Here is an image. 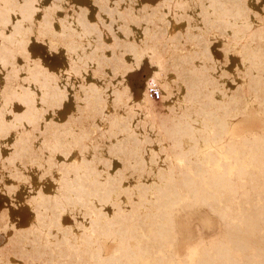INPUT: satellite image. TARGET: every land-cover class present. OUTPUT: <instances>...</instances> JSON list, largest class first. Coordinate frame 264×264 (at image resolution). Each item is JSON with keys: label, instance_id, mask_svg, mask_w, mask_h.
<instances>
[{"label": "bare ground", "instance_id": "6f19581e", "mask_svg": "<svg viewBox=\"0 0 264 264\" xmlns=\"http://www.w3.org/2000/svg\"><path fill=\"white\" fill-rule=\"evenodd\" d=\"M92 1L96 20L74 0H0V182L34 211L26 227L0 212V264H264V132L234 133L248 95L264 113L255 0ZM219 28L241 48L245 91L217 72L207 32ZM33 39L63 49L68 66L49 69ZM143 57L158 103L148 89L133 102L116 80ZM178 204L221 219L181 255Z\"/></svg>", "mask_w": 264, "mask_h": 264}, {"label": "rangeland", "instance_id": "374dc122", "mask_svg": "<svg viewBox=\"0 0 264 264\" xmlns=\"http://www.w3.org/2000/svg\"><path fill=\"white\" fill-rule=\"evenodd\" d=\"M74 1L79 3L85 8L89 7L90 17L96 20L97 11L93 5L92 0H74ZM143 1L145 4L151 6H154L159 2V0H143ZM259 2L260 0L259 1L255 0L252 6L257 7L256 9L260 11L261 14L260 23L264 25V12H262V10L260 9L262 8V5H264V0H261L260 3ZM199 11L201 10H198V12ZM203 11L209 13L214 12L212 8H207V9L204 8ZM203 17L204 16L202 15L201 17H199V19H203ZM179 30L181 29L178 28L177 30H175L174 33L178 32ZM220 30L221 28L216 30V32L214 33L207 32V35L209 37V40L207 41L209 52L218 62L217 72L226 71L231 76V79L226 80V83L229 86V88H234L235 85L234 82H237L236 84H241L245 91L247 90L245 86L246 78H244L241 74H237L236 76H234L235 66L237 64H240L243 60V57L241 55V48L233 47V45L230 43L231 41L229 40L230 37L228 38V36L223 35L220 32ZM249 33L251 34L252 31H250ZM28 47L30 51L33 53V56L41 59L42 62L46 66H48V68L51 69L52 71L59 73L63 67L65 68L66 66H68V60L65 56L63 49L52 48L46 42L39 39H33L29 43ZM19 61H23V58L19 57ZM129 66L130 67L125 71V73L121 75L119 79L116 80L122 82V85L126 87V91L128 94L132 96L133 102H140L142 100L143 91L148 89L146 82L149 76L152 75L153 73L154 65L150 63L147 57H143L139 65L135 66L133 64H130ZM160 98L161 95L158 99H153V100L156 103H158ZM246 103L247 106L245 109V113L239 116V118H237V122H236L237 127L234 130L235 136L238 135V137L240 136L241 133L244 134L243 131L264 132V113L260 111V107L258 103L255 100L249 99V95ZM14 107L16 110L23 109L22 104L18 102H16ZM74 107H75L74 95L70 94L68 100L65 101L63 106L58 109V115L60 119L62 121L66 120L68 115L74 109ZM245 128L246 131L244 130ZM121 169H122L121 165H118L117 169L115 170H121ZM127 178L134 179V176L128 175ZM50 186H52V184L47 185L48 188ZM11 194L8 191L7 186L1 185L0 182V212H2L7 208L8 221L11 220L12 223H14V225L16 224L15 226L17 227H26L31 223L32 218L34 216L33 215L34 211H32L33 209L30 206V204H28L29 202L27 201L26 202L25 201L20 202L17 200L13 201L12 197H15V195L13 194L11 195ZM109 209H111V207H109ZM175 212H176L174 219L176 220L175 229L178 232L176 234L177 237L174 241V245H175L174 250L180 255L181 253L184 254L187 246L195 243L200 238V236L208 237L210 235L215 234L219 230L221 225L220 217L217 214L209 211V209L203 205L199 207L195 206L192 208H186L178 204ZM62 220L64 225L72 224L74 221L71 214L68 212H63ZM2 231L4 233L7 232L6 229ZM103 244L105 246L104 251L107 254L111 253L114 250L115 243L111 239H104ZM5 246H10V245L6 244ZM18 264H28V263L25 261H20L18 262ZM35 264H41V263L37 262Z\"/></svg>", "mask_w": 264, "mask_h": 264}, {"label": "built area", "instance_id": "2783aa9c", "mask_svg": "<svg viewBox=\"0 0 264 264\" xmlns=\"http://www.w3.org/2000/svg\"><path fill=\"white\" fill-rule=\"evenodd\" d=\"M148 93L153 99H158L160 97V91L155 86H149Z\"/></svg>", "mask_w": 264, "mask_h": 264}]
</instances>
